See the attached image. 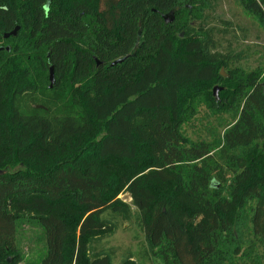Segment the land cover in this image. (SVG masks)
I'll use <instances>...</instances> for the list:
<instances>
[{"label":"trees","instance_id":"16d2710c","mask_svg":"<svg viewBox=\"0 0 264 264\" xmlns=\"http://www.w3.org/2000/svg\"><path fill=\"white\" fill-rule=\"evenodd\" d=\"M237 2L264 22V0ZM212 5L0 0V264L20 263L23 217L39 264H114L94 245L133 218L122 191L148 261L264 264V78L194 25ZM19 155L46 165L6 170Z\"/></svg>","mask_w":264,"mask_h":264},{"label":"rangeland","instance_id":"374dc122","mask_svg":"<svg viewBox=\"0 0 264 264\" xmlns=\"http://www.w3.org/2000/svg\"><path fill=\"white\" fill-rule=\"evenodd\" d=\"M205 17L204 22L196 21L194 25L196 27L203 25L214 31L218 51L230 56L241 54L243 60L237 63L235 67L247 72L259 71L264 78V22L245 11L237 0H213L212 8L206 11ZM222 70L224 71V69ZM215 87L221 88L220 91L224 89L218 84H215L213 89ZM219 95L220 92L218 97ZM91 138L92 136H87L85 144L88 145ZM7 151L12 152L10 145L7 146ZM146 156H148L147 152L141 150L137 159L144 161ZM45 165H39L36 161L23 160L21 156L17 159L14 156L13 160L6 166V170L34 169L36 166ZM118 199L130 206L133 218L128 222L121 221L115 234H110L105 239H98L94 245L95 251L107 250L113 253L114 264H119L128 255L133 256V259L139 264H160L159 261L146 259L144 235L138 226L137 209L131 196L122 191ZM16 240L20 256L19 264H39L46 252V243L43 230L34 218L23 217L19 220Z\"/></svg>","mask_w":264,"mask_h":264},{"label":"water","instance_id":"95a60500","mask_svg":"<svg viewBox=\"0 0 264 264\" xmlns=\"http://www.w3.org/2000/svg\"><path fill=\"white\" fill-rule=\"evenodd\" d=\"M174 19H175V16H174V13L173 12H170L168 14L163 15V20H164L165 24H167V25L172 24L174 22ZM9 35L10 34L6 35V37H8ZM139 35H140V33H139ZM180 36L183 37V33H181ZM124 60H125V58L124 59L117 60L112 65L114 66L116 64L122 63ZM97 63L100 64L98 61H97ZM220 74L224 78H227L228 77V75L223 70L221 71ZM49 81H50L49 88L52 89L53 86H54V81H55V79H54V71H53V68L52 67L50 68V71H49ZM263 86H264V84H263ZM220 90H221V88H219V87H215L213 89V95H214V97L216 99H218V94H219Z\"/></svg>","mask_w":264,"mask_h":264}]
</instances>
